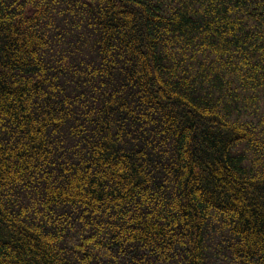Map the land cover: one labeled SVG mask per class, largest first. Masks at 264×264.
<instances>
[{
    "label": "trees",
    "instance_id": "16d2710c",
    "mask_svg": "<svg viewBox=\"0 0 264 264\" xmlns=\"http://www.w3.org/2000/svg\"><path fill=\"white\" fill-rule=\"evenodd\" d=\"M0 264H264V0H0Z\"/></svg>",
    "mask_w": 264,
    "mask_h": 264
}]
</instances>
